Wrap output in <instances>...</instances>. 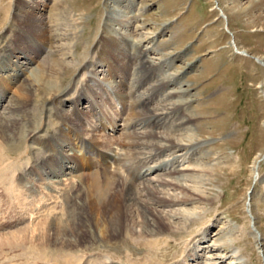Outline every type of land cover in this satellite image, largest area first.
Masks as SVG:
<instances>
[{
	"label": "rangeland",
	"instance_id": "1",
	"mask_svg": "<svg viewBox=\"0 0 264 264\" xmlns=\"http://www.w3.org/2000/svg\"><path fill=\"white\" fill-rule=\"evenodd\" d=\"M33 1L38 2V9L41 8V11L36 9V14L52 20L51 25L62 37L54 44L56 48L64 46L66 53L48 57L51 46L46 48L45 54L32 53L39 47L44 52L43 45L35 41L38 37L33 33L22 36L30 44L25 48L32 52L27 50L29 58L20 60L27 62V73L21 78L28 80L34 71L47 70L42 80L60 81L61 89L45 85L31 96L27 106L37 112L32 122L36 129L34 139L26 137L28 125L25 121L20 123L15 140L7 144L11 158L6 163L15 166L20 161L33 164L41 158L39 164L42 165V158L50 153L42 144L53 133H59L66 116L78 117L79 124L87 128L94 123L99 124L98 138L106 136L104 140L120 142L122 146L124 140H129L127 121L132 100L123 101L120 89L129 94L132 90L135 96L148 103L142 119L132 126L140 136L150 134L157 121L155 117L164 116L162 110L169 102L167 92L172 88L165 91V86L161 85H165V78L153 74L151 78L147 66H164L165 71L178 74L180 83L171 85L174 89L186 91L187 112L195 116L193 131L201 142L202 162L210 167L211 172L203 188L207 198L191 201L192 194L187 188L169 185L177 179L167 175V170L162 167L172 158L173 152L184 155V148L170 151L165 146L152 150L142 145L136 159L130 158L127 163L134 166L137 160L145 162L146 184L159 191L165 190L167 197L176 203L170 207L176 214L193 216L191 220L183 217L172 220L174 226H184L187 234L173 237L166 232L164 236L170 238L171 244L161 243L151 251L147 250L146 241L138 243L134 239L125 241L117 237L107 242L106 248L93 246V259L102 260L100 257L105 254L111 255L115 261L124 260V264H145V261L158 264H264V65L259 62V59L264 61V0ZM17 3L23 2L0 0V54L11 47L17 35L21 36L22 25L14 16ZM52 11L58 20L53 21ZM122 13L129 21L126 27L119 24ZM57 23L60 24L58 29ZM108 31L117 37L122 36L119 40L123 42L124 48H121L124 53L117 51L127 56L123 75L118 71L110 74L105 60L100 61L104 53L114 58L113 53L105 48ZM235 45L250 55L238 54ZM129 46L131 50L127 53ZM137 46L145 50V58L135 52ZM11 71V74L15 73L13 69ZM0 78L4 80L0 93L4 91L5 94L0 101L1 119L7 114L20 83L10 80L5 72H0ZM166 80L169 81L168 78ZM153 85L157 86L153 88ZM93 100L96 101V110H91ZM76 109L85 114L77 115ZM101 120H114L115 128L100 127ZM186 131L192 130H180L164 118L153 128L157 137L175 138L174 133L178 135ZM139 140L143 143L165 142L152 137H139ZM25 142L29 145L28 153L24 152ZM86 150L90 151V147L84 143L70 152L79 159ZM89 155L93 161H98L97 155L91 152ZM257 159L259 164L254 170ZM148 167L152 168L149 172ZM92 170L96 172L97 169ZM124 173L127 175L128 171ZM187 183L192 185V182ZM10 209L0 208V212L5 211L11 218L13 212ZM27 220H16L12 230L30 223ZM26 248L27 251L36 249L32 245ZM195 250L198 255L184 261L185 255ZM6 252L9 253V249ZM20 252L25 251H15L17 254ZM45 254L44 264H66L62 262L67 257L64 253L60 261L56 254L51 256L52 251ZM21 255L17 260L22 261L13 262L32 263L25 254ZM174 255L176 259H173ZM34 256L38 257L37 254Z\"/></svg>",
	"mask_w": 264,
	"mask_h": 264
},
{
	"label": "bare ground",
	"instance_id": "2",
	"mask_svg": "<svg viewBox=\"0 0 264 264\" xmlns=\"http://www.w3.org/2000/svg\"><path fill=\"white\" fill-rule=\"evenodd\" d=\"M22 2L15 5L14 12L18 24L22 25L21 36L17 35V39H14L11 47L5 48L0 54V72L7 73L10 80L20 83L19 90L15 93V98L12 99L13 102L8 107L7 114L0 119V208H12L10 211L13 212L11 218L5 211L0 212V255L3 257L0 264H16L13 262L14 260L22 261L17 260L19 254H25L27 259L32 260V263L23 261L19 264H44L42 261L47 255L45 254L46 251H52L51 256L56 254L59 261L64 253L67 257L63 258L62 262H66V264H124V260H113L108 252L106 253L110 256L105 254L101 256L100 254L102 260L93 259L91 254L93 246L106 248V243L117 237L125 241L130 239L137 242L142 241L141 243L146 241L148 251L158 248L161 243L169 246L171 240L164 236L166 232L173 237L182 236L180 233L187 234L184 226L176 227L172 220L177 217L191 220L193 216H190L189 213L185 215L176 214L170 208L176 203L167 197V192L165 190L159 191L146 184L145 162L137 160L136 164L131 166L127 161H131L130 158L136 159L138 149L142 145H146L152 150L163 149L165 146V149L170 151L184 148L186 150L184 155H177L173 152L172 158L168 159L162 169L167 170V175L177 179V181H171L169 185L188 189L192 194V198L189 199L191 201H200L207 198L203 188L206 185L205 182L209 180L208 176L211 172L210 167L202 162L203 157L199 150L201 142H199L196 133L193 131L195 116L187 112L186 91L178 88L174 89L172 85L178 83V74L165 71L164 66L154 67L152 64L147 66V71L151 72V78L153 77L152 74L165 78V85L161 84L165 86V91L169 88L173 89L167 92L169 102L166 106L164 105L165 109L162 110L164 116L161 115L178 129L192 131L180 132L178 135L174 133L175 138L157 137L153 132V128L155 125H159L160 120L163 119L157 115L155 117L157 121L153 119L155 122L150 134L138 135L132 124L142 119V115L145 114V110L148 108V103L135 96L132 90L129 94L120 89L123 101L132 100L129 112L130 119L127 121V127L130 129L128 135L126 134L129 140H124L122 146L120 142H116V144L111 142V139V141L104 140L106 136L103 139L98 138L96 133L99 130V124H90L91 126L87 128L83 124H79L78 117L66 116L63 119V125L59 133H53L49 138L47 137V142L42 144L50 152L47 154L48 156L45 155L42 158V165L39 164L41 158H38L33 164H30V162L21 163L20 161L15 166L12 165L13 163L11 165L6 163L11 158L7 144L9 141L15 140L20 123L25 121V124L28 125L26 137L34 139L33 134L36 129L33 127L32 122L37 112L31 111L27 106L31 96L37 89L45 85H49L52 89H61L59 87L60 81L44 82L42 80V77L48 73L47 70L34 71V74L30 75L28 80L21 78L27 73V62L20 60L23 57H28L26 51L29 49H26L25 46H30L22 36L33 33L38 37L35 41L41 42L43 45L41 47H43L44 52L39 47V49L35 48L36 50L33 52L29 50L32 53L39 54L42 52L41 54H45V50L49 46L52 49L47 55L48 57L52 58L59 56V53H66L64 46L56 48L54 44L62 37L51 25L50 21L52 22V20L47 19L46 16L36 14L38 2L33 0H22ZM39 9L41 11V8ZM51 15L53 21L59 19L54 11L51 12ZM63 18L66 21H68L67 18L70 19L69 16ZM121 18L122 22L119 24L126 27L127 22H129L124 19L126 14L122 13ZM58 25L60 24H56V29L59 28ZM107 37L109 39L105 48L113 53L114 58L111 59L107 53H104V57L100 61L105 60L110 74L118 71L123 75L126 64L125 57L127 56L119 54V52L124 53L122 52L123 42L119 40L120 37L122 39V36L117 37L108 31ZM235 49L237 53L249 55L244 50H239L236 45ZM130 50L131 47L129 46L127 53H130ZM135 50L138 55L145 58V50L139 49L138 46ZM259 62L264 65L263 60L259 59ZM12 69L15 73L11 74ZM3 81V78H0V86ZM156 86L153 85V88ZM3 96H5L4 91L0 93V101ZM170 104L171 106H169ZM93 109L96 110L95 100H93L91 110ZM75 111L77 115L78 113L85 114L84 111L79 109ZM115 124L114 120H101L100 127L115 128ZM75 128L79 129L80 132H77ZM139 137H152L165 142L163 144H161L162 142L143 143L139 140ZM84 143L88 144L90 151L86 150V153L83 152L77 159L74 153L70 151L77 150ZM23 147L24 152L29 150L27 143ZM101 147L103 149H100ZM89 152L97 155V162L90 158ZM258 162L259 159L253 165L254 170L258 166ZM69 164L73 165L69 166ZM93 168L94 170L97 169L96 172L92 170ZM150 168L148 167V172L152 170ZM84 170L92 171L85 173ZM126 170L128 171L127 175L124 173ZM112 175H114V179H112ZM187 181L192 182V185L188 184ZM160 192L165 194L162 195ZM161 207L162 209H160ZM25 219H29L27 222L30 223L12 230L11 227H14L12 225L16 220L19 222ZM28 245H32L36 249L27 251L26 247ZM6 249H9V253L6 252ZM18 250H24L25 252L15 253ZM27 253L33 258L31 259ZM35 254L38 257H35ZM197 255L196 250L195 252H189L185 255L184 261L187 262L190 256ZM236 255L238 256V254ZM176 258L174 255L173 259ZM145 264L158 263L145 261Z\"/></svg>",
	"mask_w": 264,
	"mask_h": 264
}]
</instances>
